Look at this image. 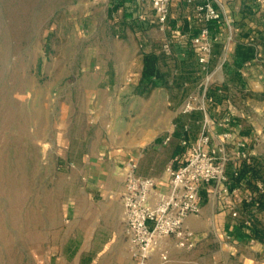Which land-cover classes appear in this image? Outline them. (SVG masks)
Returning <instances> with one entry per match:
<instances>
[{"label": "rangeland", "instance_id": "374dc122", "mask_svg": "<svg viewBox=\"0 0 264 264\" xmlns=\"http://www.w3.org/2000/svg\"><path fill=\"white\" fill-rule=\"evenodd\" d=\"M222 1L230 11L240 7L234 0ZM140 2L142 14L148 20L146 25L130 20L139 31L133 41L141 50L152 47L162 52L168 36L154 23L149 0ZM126 9L131 18L138 11L130 2ZM108 10L99 0H0V264H76L70 258L61 262L67 237L77 231L83 237L96 224L93 217L71 215L75 197L81 198V214L89 212L79 191L93 182L82 166L68 158L77 157L80 147L77 141L88 131L86 124L75 122L79 117L87 119L81 109L87 100L86 91L95 83L88 68L97 55L96 49L101 52L100 58L106 60L113 40L128 39L120 31L110 35V27L115 23L110 20ZM216 55L212 67L219 57ZM170 61L168 58L166 64ZM193 72L195 79L188 81V87L175 82L176 93L183 88L185 97L197 90L201 75L197 69ZM179 73L177 77L181 80L184 69ZM148 99L144 102L148 103ZM146 109L135 115L124 111L123 105L114 121L106 119L113 125L101 129V133L104 137L113 133L122 143L130 139L137 127L142 126L145 135L158 132L155 114ZM91 112L89 118L93 116ZM164 112L160 109L156 118L164 116ZM129 126L132 130L126 131ZM90 127L92 134L93 125ZM199 127L196 124L193 131L197 133ZM125 131L129 133L126 138ZM62 157L64 161H60ZM201 199L204 203L205 191ZM219 201L218 196L205 201L208 241H201L200 247L192 252L176 251L171 256L172 260H179L175 264H225V257L219 259L215 254L218 247L213 240L217 232L210 220L214 204ZM96 261L137 264L128 245L126 255L109 254ZM227 261L243 264L236 257H228Z\"/></svg>", "mask_w": 264, "mask_h": 264}, {"label": "crops", "instance_id": "0c3cea01", "mask_svg": "<svg viewBox=\"0 0 264 264\" xmlns=\"http://www.w3.org/2000/svg\"><path fill=\"white\" fill-rule=\"evenodd\" d=\"M234 1L240 5L237 11H230L227 4L225 5L222 1L225 18L221 23L210 25L212 36L219 38L212 59L217 57L216 53L219 57L216 59L215 67L210 64V71H214L225 57L226 60L222 71L216 75L215 81L211 84L212 89L219 90L222 98L219 102L218 100L214 101L211 97L213 101L208 103L207 114L216 121H221L230 116L231 126L236 136L247 142V151L251 157L263 162L264 13L255 0ZM102 2L109 9L110 20L115 23L114 27H110V35L120 31L127 35L128 39L127 42L111 40L112 44H109L110 53L106 60L100 58L99 53L101 52L97 48V55L89 64L88 71L92 73L89 77H92V81L95 83L86 91L87 100L81 109V114L87 115V119L79 117L75 122L76 124L80 123L81 126L86 124L88 131L81 135L77 141L78 146H80L77 157L68 159L84 168V173L93 182V185L80 188L79 191L87 202L89 212L84 215L81 214L83 210L79 204L80 197L72 199L73 204L70 206V212L75 218L78 215L84 219L93 217L96 224L88 232H84L83 237L79 231L77 234H70L67 237L66 246L61 250L62 263L66 262V258H70L76 260V264H97L96 259L109 254L126 255L128 244L126 243V224L123 220L121 200V193L124 190L121 171L129 159L134 158L138 162V176L161 181L167 179V168L174 162L175 158L180 157L179 161L174 163L175 168L182 164L184 149L180 146V140L176 138V120L180 115L178 111L191 94L199 92V84L205 78V75L201 73L197 55H195L188 41L197 35L201 28V24L196 19L195 4L186 0H172L169 21L165 30H162L166 32L167 40L173 41L172 55H166L171 61L166 64L167 68L165 69L169 73L168 88L170 90H166L167 87H159L151 92L141 93L139 85L144 71L143 55L150 52L157 54L163 52L158 53L152 47L141 50L133 41L134 36L139 35V31L130 20L140 21L141 25H146L148 20L142 14L140 0H122L116 8L114 0H103ZM128 2L132 3L134 8L138 7L137 14L133 12L132 18L127 13ZM150 9L154 15L151 3ZM237 16H239L238 19H236ZM153 18L154 23L157 24L155 15ZM225 19L228 20L229 25ZM220 29L223 32H220ZM184 35L187 36V40H182ZM224 36L225 40L223 39ZM110 38L111 36L109 41ZM238 45L253 48L254 57L243 63L238 69V74H235L234 69H237L238 65L235 63L234 57ZM181 69H184L185 73L179 80L180 78L177 76L181 74L179 73ZM196 69L201 75L199 86L197 90L186 93L184 97L183 88L189 86L188 81L195 79L192 73ZM176 81L182 82L183 88L181 87L180 96L175 90L178 89L175 88ZM177 95L178 98L176 99ZM147 97L149 98L148 103H145L144 99ZM182 99H184L183 103ZM123 105L124 111L135 115L147 111L146 108L152 110L155 114L154 125L158 132L145 135L142 133V126L137 127V131L130 136V139L122 141V143L116 140L117 138L113 133L104 137L101 129L106 130V126L113 125L111 121L107 122L106 119L109 118L114 121L119 116ZM90 109H93L92 112ZM160 109L165 111L164 116L156 118ZM90 112L93 114L91 118L88 117ZM91 125L94 129L92 134L89 132ZM188 126L191 127L189 124ZM130 130H132V126H129L126 131ZM126 131L125 138L126 134L129 136ZM200 131L201 125L197 133L194 134L195 139L198 138ZM224 131L223 128L214 127L215 135L212 147L220 148L224 145L227 154L230 155L234 146L232 142L224 144L221 139ZM168 137H171V140L166 142ZM61 159L60 161H64L63 157ZM260 172L264 176V166L260 167ZM160 190L165 191L166 187L160 186ZM205 192V201H207L209 200L208 192L207 190ZM245 194V191L241 189V192L219 197L220 201L214 204L210 213L212 214L210 220L217 232L213 242L218 249H214V251L216 255L220 256L219 259L222 256L225 257V264L228 262V257L239 258L243 264H264V245L249 237L246 234V231L249 233L247 229L246 231L241 230L238 221L231 216V209L234 207L243 211ZM205 201L204 203L201 202L203 209L201 215L189 217L186 221L187 227L196 234L195 248L191 251H185L176 249L172 244H167L165 247L170 250L171 256L176 251H180L178 253L192 252L200 247L201 241H208L210 233L205 223V211L208 210ZM256 219L261 221L264 226V211L256 214ZM176 262L179 260H172L170 264Z\"/></svg>", "mask_w": 264, "mask_h": 264}, {"label": "built area", "instance_id": "2783aa9c", "mask_svg": "<svg viewBox=\"0 0 264 264\" xmlns=\"http://www.w3.org/2000/svg\"><path fill=\"white\" fill-rule=\"evenodd\" d=\"M103 1V0H99ZM185 1V0H184ZM195 4L196 19L201 24L197 35L191 37V48L197 55L201 73L205 75L199 86V92L191 94L180 108V115H189L193 112H202L204 119L201 131L194 141L183 138L181 147L184 149V161L178 167L174 163L180 157L175 158L167 168V179L157 180L140 177L137 174L138 162L131 158L122 169L123 189L121 200L123 204V220L125 236L137 264H170L171 252L165 247L172 244L178 250L191 251L196 246V234L187 227L189 217H198L202 213L201 193L203 187H207L208 199L211 196L226 197L235 192H241V188L231 189V183L226 174L229 162L245 160L251 161V155L247 151V142L236 136L231 124V117L227 116L221 121H216L208 116L207 106L213 99L209 97L211 84L216 75L222 71L226 57L221 60L214 71H210V64L214 56L215 45L218 37L211 34L210 25L221 23L224 16L222 0H186ZM172 0H150L156 22L161 30H165L169 21L170 6ZM264 13V0H255ZM226 23L229 25L227 19ZM187 40V36H182ZM173 41L166 40L162 46V52L167 56L172 55ZM214 127L223 128L221 135L224 144L232 142L234 150L227 154L223 147H212ZM189 126H185L186 132ZM171 137L166 139L169 142ZM165 186L166 190H160ZM259 193L264 194V184L257 182ZM248 202L253 201V194L245 191ZM258 203L255 204L253 213L257 212ZM233 219H242L237 207L231 209ZM257 214V213H256ZM250 220L245 224L250 225Z\"/></svg>", "mask_w": 264, "mask_h": 264}, {"label": "trees", "instance_id": "16d2710c", "mask_svg": "<svg viewBox=\"0 0 264 264\" xmlns=\"http://www.w3.org/2000/svg\"><path fill=\"white\" fill-rule=\"evenodd\" d=\"M122 0H114L115 8L120 5ZM254 57V50L251 47L245 45H238L235 53V63L238 65L237 69H234V73L238 74V69L248 60ZM168 57L166 54H157L155 52L146 53L143 55V72L142 79L139 85L141 93L151 92L159 87H168L169 73L165 70ZM209 97L214 101L220 102L221 95L219 90H209ZM204 114L202 112H193L189 115H181L176 120L177 130L176 138L181 140L183 138L190 141H194L193 126L196 124H202ZM191 125L189 131L186 132L185 126ZM264 166V161H260L255 158H251L250 162L245 160L229 162L226 167V174L228 175L231 183V189L238 187L244 191H250L253 194V201H243V211H240L242 219H238L239 227L243 231L246 229L249 233L246 234L256 242L264 245V226L263 223L256 219V213L264 211V194L259 193L257 188V182L264 184V176L260 172V167ZM207 187H203L202 191H206ZM258 203L257 212L253 213L255 204ZM249 219L250 225L245 224V220Z\"/></svg>", "mask_w": 264, "mask_h": 264}]
</instances>
